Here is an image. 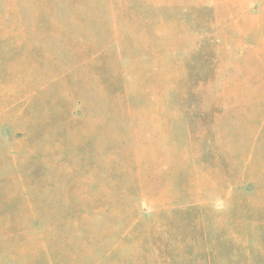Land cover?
<instances>
[{
	"label": "rangeland",
	"instance_id": "1",
	"mask_svg": "<svg viewBox=\"0 0 264 264\" xmlns=\"http://www.w3.org/2000/svg\"><path fill=\"white\" fill-rule=\"evenodd\" d=\"M260 33L264 0H0V264H264Z\"/></svg>",
	"mask_w": 264,
	"mask_h": 264
},
{
	"label": "crops",
	"instance_id": "2",
	"mask_svg": "<svg viewBox=\"0 0 264 264\" xmlns=\"http://www.w3.org/2000/svg\"><path fill=\"white\" fill-rule=\"evenodd\" d=\"M264 34H254V45L247 49L245 58L252 64L251 94L253 106L249 107L248 120L254 137L255 148L258 136H264ZM258 36V37H257ZM255 43L257 45H255ZM239 56V51H236ZM235 57V56H234ZM239 58V57H238ZM250 104V103H249ZM248 105H245V107ZM247 108V107H246ZM252 113L251 117L250 114Z\"/></svg>",
	"mask_w": 264,
	"mask_h": 264
},
{
	"label": "trees",
	"instance_id": "3",
	"mask_svg": "<svg viewBox=\"0 0 264 264\" xmlns=\"http://www.w3.org/2000/svg\"><path fill=\"white\" fill-rule=\"evenodd\" d=\"M188 105L190 107V105H191L190 102L188 103ZM189 107L187 106V108H189ZM133 199H134V196H133V198H130V204H129L130 206H129V209L127 211L128 214H130V213L136 214V205L134 203H132ZM137 200H138V197H135V201H137ZM97 204H98V206L94 207V214L96 217H99L104 212L106 213V215H108L109 213H107V211L110 212L111 214H114V213L125 214V210H123V209L121 210V208L117 204H113V202H110L108 200H101L99 198ZM191 207H194V206H191ZM188 208H190V207H188ZM238 217L239 216L237 215V218ZM137 221L138 220L136 217H132V218H130L129 222L126 223V225H124V224L122 225L124 227H122V230L120 232L123 233L126 231L124 233V237H126L127 233L132 230V228L137 223ZM119 223L120 222H117L115 224V226H117ZM198 225L196 224V222L193 224V227L196 228L195 231H197L198 233L205 236L206 232L204 230H202ZM240 231H242V230H240ZM245 236H246L245 234L243 235L241 232H239L237 230V227H236V230H232V231L229 230V232L227 233L226 239H227L228 243L230 244V246L232 247V250H233L231 253L232 256H234V257L238 256V251L241 250L243 248V246L246 247L247 244L245 245V241H246ZM246 254H247V252H246Z\"/></svg>",
	"mask_w": 264,
	"mask_h": 264
}]
</instances>
